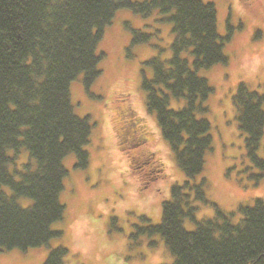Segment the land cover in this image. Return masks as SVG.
<instances>
[{
    "label": "trees",
    "instance_id": "obj_1",
    "mask_svg": "<svg viewBox=\"0 0 264 264\" xmlns=\"http://www.w3.org/2000/svg\"><path fill=\"white\" fill-rule=\"evenodd\" d=\"M122 8L144 16L159 11L172 23V54L147 62L153 76L143 72L142 87L147 108L156 113L187 176L183 184L172 185L161 223L142 231L161 234L174 256L172 264H264L263 198L240 205L238 222L234 212L219 210L214 217L196 219L195 202L209 203L206 178L194 179L212 149L211 121L200 114L208 111L206 100L214 90L197 70L227 62L224 44L233 33L229 26L220 34L216 5L204 0H0V248L27 250L61 234L52 225L66 210L61 200L68 175L64 158L74 152L77 167L88 165L85 146L93 126L89 115L76 113L71 84L83 75L89 91L101 75L105 53L98 44ZM149 39L148 33L133 30V45ZM172 97L184 103L172 107ZM233 103L249 153L264 168L257 154L264 135V91L241 82ZM113 117L118 144L140 186L165 176L163 160L149 145V124L129 96L116 97ZM21 147L28 149L31 161L13 172L7 150ZM22 196L32 203L23 206ZM186 217L195 221V229L184 226ZM67 252L55 247L42 264H63Z\"/></svg>",
    "mask_w": 264,
    "mask_h": 264
},
{
    "label": "rangeland",
    "instance_id": "obj_2",
    "mask_svg": "<svg viewBox=\"0 0 264 264\" xmlns=\"http://www.w3.org/2000/svg\"><path fill=\"white\" fill-rule=\"evenodd\" d=\"M213 2L218 12V29L224 35L231 27L232 38L224 44L226 63L200 68L214 90L206 100V116L212 124V149L206 155L203 171L195 181L206 178L205 191L209 203L196 201V219L211 218L218 210L234 212L233 221L242 214L240 205H253L264 199V168L249 153L246 133L238 125L233 97L239 83L264 91V0H204ZM164 14L154 11L148 16L131 8H122L106 27L98 50L105 53L100 61L101 75L86 89L83 75L71 84V97L80 116L89 115L93 123L89 143V163L75 165L76 155L64 158L68 175L64 179L61 200L66 205L64 217L53 223L61 231L47 244L1 249L0 264H42L49 252L58 246L67 248L63 264H172L174 256L161 234L142 231L162 221L163 203L171 198V187L187 179L179 166L169 141L163 136L156 113L146 104L142 87L143 72L153 76L147 62L172 54V23ZM133 30L150 35L147 42L132 44ZM192 61V60H191ZM130 97L139 116L149 124V145L163 160L166 174L141 187L139 176L131 170L125 152L117 140L113 114L116 97ZM184 103L174 97L172 107ZM10 170L19 172L31 161L29 151L8 149ZM257 154L264 159V135ZM33 161V160H32ZM4 189L10 191L8 187ZM23 206L32 203L20 197ZM147 217L149 220H144ZM184 226L195 229L194 220L184 218Z\"/></svg>",
    "mask_w": 264,
    "mask_h": 264
}]
</instances>
